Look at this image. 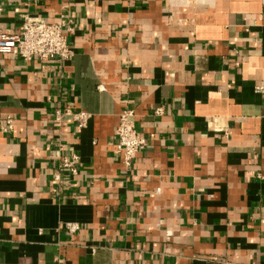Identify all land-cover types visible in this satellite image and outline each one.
Instances as JSON below:
<instances>
[{"label": "crops", "instance_id": "1", "mask_svg": "<svg viewBox=\"0 0 264 264\" xmlns=\"http://www.w3.org/2000/svg\"><path fill=\"white\" fill-rule=\"evenodd\" d=\"M0 4V31L23 13L76 26L69 60L0 53V264H264V0ZM57 100L87 126L53 127ZM124 109L148 142L127 170ZM55 138L79 156L72 179Z\"/></svg>", "mask_w": 264, "mask_h": 264}, {"label": "built area", "instance_id": "2", "mask_svg": "<svg viewBox=\"0 0 264 264\" xmlns=\"http://www.w3.org/2000/svg\"><path fill=\"white\" fill-rule=\"evenodd\" d=\"M75 28L71 16H66L64 13L53 21L39 15L23 13L18 32L0 31V53L14 55L26 62L32 60L63 62L74 56L75 52L70 38L75 33ZM238 65L239 63L235 62V66ZM253 89L256 93L264 95V81L256 83ZM163 113V105H158L153 109L155 116ZM49 118L51 125L55 128H60L65 119L70 118L76 123L78 129H82L87 126L91 113L76 109L73 102L62 103L57 100ZM13 127L14 119L7 115L0 125V130L10 132ZM114 135L116 138L114 152L119 157L124 169H130L138 153L145 151L148 146L147 139L135 126L131 109H124L119 114ZM53 145V155L57 159L58 169L65 172L70 179L76 177L80 164L78 154L60 138H55ZM53 179L57 183L62 181L59 171L54 174ZM53 192L59 194L57 189H53ZM63 227L69 235H74L80 229V225L75 222H66Z\"/></svg>", "mask_w": 264, "mask_h": 264}]
</instances>
